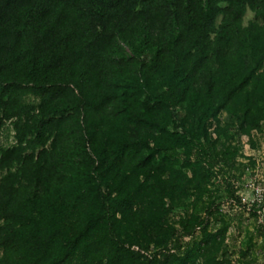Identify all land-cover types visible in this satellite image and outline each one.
<instances>
[{"label":"trees","instance_id":"1","mask_svg":"<svg viewBox=\"0 0 264 264\" xmlns=\"http://www.w3.org/2000/svg\"><path fill=\"white\" fill-rule=\"evenodd\" d=\"M223 112L245 135L264 121V0H0V264H134L132 233L183 186L159 157H238L208 132ZM200 226L149 264H215Z\"/></svg>","mask_w":264,"mask_h":264},{"label":"rangeland","instance_id":"2","mask_svg":"<svg viewBox=\"0 0 264 264\" xmlns=\"http://www.w3.org/2000/svg\"><path fill=\"white\" fill-rule=\"evenodd\" d=\"M254 15L249 9L244 24L253 20ZM210 124L208 132L216 141V149H221L223 143L233 142L239 147L238 157L230 167L216 166L212 170L197 168L203 166H197L200 161L196 152L191 155L193 166L190 168H182L168 155L166 160L162 159L165 155L159 157L157 162L161 165L175 166L183 186H178L176 191L174 188L172 197L160 205V226L144 225L137 233H132L130 238L135 241L132 249L136 252L128 256L132 263L149 264L151 255L166 246L171 247L170 254L175 255L173 245L178 239L183 247L176 255L184 257L203 239L200 223L204 222L208 232L220 233L218 249L213 255L215 264H264V226L258 222L251 206L250 189L252 182L264 180V121L248 135L240 132L238 124L229 125L226 112ZM166 129L172 131V125ZM147 131L150 128H139V133ZM13 140L10 124L0 126V145H10ZM180 157H184L182 152ZM231 192L238 199L232 198ZM208 211L212 214L208 215ZM125 239L130 241L128 237ZM146 244H150L149 250L142 248ZM158 257L161 261L166 259V256Z\"/></svg>","mask_w":264,"mask_h":264},{"label":"built area","instance_id":"3","mask_svg":"<svg viewBox=\"0 0 264 264\" xmlns=\"http://www.w3.org/2000/svg\"><path fill=\"white\" fill-rule=\"evenodd\" d=\"M250 189L251 195L253 196L251 206L258 222L264 226V180L252 182Z\"/></svg>","mask_w":264,"mask_h":264}]
</instances>
